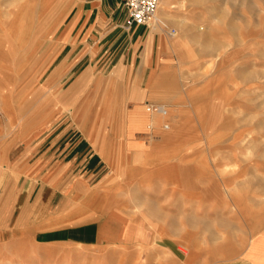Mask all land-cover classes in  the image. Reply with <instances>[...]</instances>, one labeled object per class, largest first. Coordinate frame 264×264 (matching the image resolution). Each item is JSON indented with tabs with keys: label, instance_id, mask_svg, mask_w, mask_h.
Returning a JSON list of instances; mask_svg holds the SVG:
<instances>
[{
	"label": "rangeland",
	"instance_id": "1",
	"mask_svg": "<svg viewBox=\"0 0 264 264\" xmlns=\"http://www.w3.org/2000/svg\"><path fill=\"white\" fill-rule=\"evenodd\" d=\"M88 2L0 0V101L13 107L0 104V155L39 145L44 156L70 133V144L87 149L83 169L71 171L91 185L117 179L122 192H96L95 201L84 192L89 208L80 215L72 210L82 201L63 196L50 209L43 200L42 211L0 212V264H178L167 242L179 230L192 239L196 264L231 257L264 230V0H170L173 21L160 33L154 22L143 26L148 49L134 46L127 71L93 55L76 66L99 44L93 27L108 30ZM139 63L148 65L144 74ZM152 106L168 116L150 129L133 126L131 113ZM134 193L145 197L143 208ZM103 196L126 202L129 212L112 208L116 217L133 221L130 209L147 210L144 230L164 237L138 246L130 234L116 253L114 239L106 253L76 244L96 233L81 225L103 217Z\"/></svg>",
	"mask_w": 264,
	"mask_h": 264
},
{
	"label": "crops",
	"instance_id": "2",
	"mask_svg": "<svg viewBox=\"0 0 264 264\" xmlns=\"http://www.w3.org/2000/svg\"><path fill=\"white\" fill-rule=\"evenodd\" d=\"M88 3H90L89 9L92 15L100 14L101 19L105 22L104 24L108 26V30L106 33L105 30H102L103 33H101L99 29L96 30L93 27L92 32L94 33L92 36L96 38L99 44L97 48L93 46L88 51H85L84 54L82 53L76 66L79 67L80 63H83L86 58L89 59L93 55L98 56L100 66L104 64L103 67H116L117 69L124 66L127 71V67H132L130 52L133 51L135 45L140 47V43H143L140 47L142 52H146L149 44V35L143 26H136L131 30H125L122 27L127 18V12L122 0H91ZM98 21L95 20V23ZM96 25L99 28L104 27L103 24L100 26L99 22ZM139 65L141 70L143 69L144 74L148 65L144 63H139ZM153 96L156 102H161L162 105L167 106V94L163 93L161 95L160 91L157 90ZM141 97H143L142 94ZM144 115L146 113L143 108H138L136 112L131 113L130 121L132 125L136 126V128L144 129L147 124H152L151 128L159 124L160 118L158 122L155 121L154 123V121L152 122V115L148 117ZM69 134L64 137L61 135V147H58L57 143L47 146L48 153L44 156L40 155V152H37L41 148L39 145L28 148L27 151L14 158L11 157L10 151L8 156L0 155V212L42 211L41 205L43 200L44 210L48 206V209H50L56 203L57 198H61L60 200H62L63 196L65 202L71 201L72 198L77 199L79 202L82 201L79 205L81 206L80 209L76 208L72 210V212H78L77 215H80L85 211V207L89 208L87 201L91 197H97L98 193L96 192H122L123 188L117 183V179H114L112 184L106 182L103 185H101L102 183L91 185L89 183L90 177L71 171L78 167L81 170L83 169L87 149L83 141L78 140L70 144L67 140ZM19 147L20 144H17L11 146V149L15 151ZM68 148L70 153L67 151ZM29 150L32 151L30 152ZM95 161V159L89 158L88 162H90L91 168L94 166ZM84 192H91V196L87 201L84 200L86 198ZM106 197L103 196V198ZM64 211L68 213L67 208ZM94 211L96 212L97 210ZM101 216V211H99V215L95 213L93 216L92 214V219L94 218L92 222L96 226L98 225V227H101L108 220L105 221ZM98 217L100 218L98 219ZM117 219L120 223L122 222L119 218ZM85 223L87 225L89 221L87 220ZM0 227L2 226L0 225ZM16 227H19V225H16ZM263 241L264 230L256 233L254 237L251 236L245 248L240 249L238 247L236 251L229 253L231 257L221 258L211 264H264V248L261 246H259V249L255 248V244L261 245ZM173 255L175 258L177 257L174 253ZM179 257L178 262H184L178 264H196L195 258L190 262L185 256Z\"/></svg>",
	"mask_w": 264,
	"mask_h": 264
},
{
	"label": "bare ground",
	"instance_id": "3",
	"mask_svg": "<svg viewBox=\"0 0 264 264\" xmlns=\"http://www.w3.org/2000/svg\"><path fill=\"white\" fill-rule=\"evenodd\" d=\"M169 9H170V0H162V4H161V6H160L155 18H154V24L152 25V28H153L154 32L160 33L163 30V26L167 27V23L173 21V18L169 15ZM0 104H1V106H2V108L4 110L5 109L9 110L10 108L11 109L13 108L12 104L10 102H8V101H5V100L0 101ZM146 111L149 112L148 108H146ZM146 111H145L146 115H144V116L148 117V116L152 115L153 116L152 117L153 118L152 122L153 121H154V123H155V121L158 122V119L161 117L160 113L154 112V113L148 114ZM0 114H1V112H0ZM148 126H149V128H151L152 124H149ZM170 129L171 128H169V130ZM141 195H138L137 193L133 194L132 201L138 202L140 204V205L136 206L137 209L143 208L142 205H144L146 203L145 197H143ZM141 197H143L144 199L141 198ZM182 198H184V196L181 195L180 199H182ZM94 199L96 200L95 196L91 197L88 201H95ZM140 200H141V202H140ZM101 202L104 203V205H103L104 213H103V217L102 218L105 221L107 219L108 220L104 224H102L101 227H98V225L96 226L95 223L92 222L94 218L90 219L89 223L87 225L86 224L83 225V223L81 225V226L90 227V228L86 229L87 233L90 232V231H92L93 233L94 232L97 233V231L99 230V232L101 234L100 235H98L96 233L95 234H91V232H90V234H91L90 236H85L83 238L78 239L76 244L82 245V246H90L93 249H96L97 246H98V247H101L102 249L101 248L100 249L97 248L95 251H102V252L106 253L107 252V250H106L107 248L106 247L109 244H112V241L114 239L118 243H116V245H114V249L112 250V252L116 253L120 249H123L126 246L123 242L127 238H129L130 234L131 235L133 234V235H135L137 237L136 239H137L138 243H141V244H138V246L139 245H145V244L151 242V238H155L156 240H158V239H162L164 237V236H161V234H159L158 229H156V231L144 230V227L147 226V224H146V219L148 217V215L146 213L147 210L144 209L143 211H133L132 212L131 211L132 209H130V212L132 213L131 215L135 216V219L133 221H130V220H128V219H126L124 217L125 214H124V216L118 215L116 217L114 209H112L115 206V207H117V210L129 212V209H126V202H124L122 200L116 201V199L112 198V197L111 198H105L104 200H101ZM190 205H191V203H190ZM154 217H156V216H154ZM117 218L122 220V222L120 223V221ZM130 219H132V218H130ZM156 219H158V217H156ZM122 227H123V229H122ZM80 229H77V232L81 231ZM115 229H116L117 232H121V233H118V234H121L122 236L116 235V236L113 237L112 235H110L109 231L113 232ZM120 229H122V231H120ZM108 232H109V234H108ZM81 233L83 234V231H81ZM103 233H104V235H102ZM106 233H107V235H106ZM181 233H182V230H179L178 233H174L176 235L175 238L172 239L171 241L167 242V244L171 246L172 251H173V253L176 256H187V260L190 261V260H192V257L195 254V248H192V247H194V245H192V239L191 238L189 239V236L187 234H184V233L181 234ZM129 239H131V237ZM121 244L125 245V246H122ZM179 244H182L184 246L183 247L184 249L180 248V247L177 248V246H179ZM102 246L105 247V248H103ZM89 251H92V250H89ZM77 252H78V254L82 253L81 250L80 251L78 250ZM157 254H159V253H157ZM43 256L45 257V255L41 253L39 255V257H34V258H41ZM124 260H126L125 261L126 263H131L133 261V260H130L131 262H128V259H126V258H124L123 261ZM125 262H123V264H126ZM134 263H136V262L134 261ZM120 264H122V263H120Z\"/></svg>",
	"mask_w": 264,
	"mask_h": 264
},
{
	"label": "built area",
	"instance_id": "4",
	"mask_svg": "<svg viewBox=\"0 0 264 264\" xmlns=\"http://www.w3.org/2000/svg\"><path fill=\"white\" fill-rule=\"evenodd\" d=\"M127 12V18L124 22V29L131 30L136 26L151 25L160 8L162 0H122ZM148 111L160 113L166 117L168 110L163 107H149ZM170 126L165 125V129L169 130Z\"/></svg>",
	"mask_w": 264,
	"mask_h": 264
}]
</instances>
